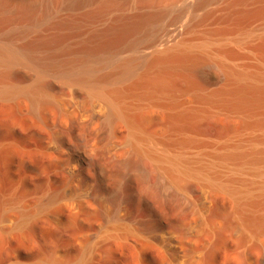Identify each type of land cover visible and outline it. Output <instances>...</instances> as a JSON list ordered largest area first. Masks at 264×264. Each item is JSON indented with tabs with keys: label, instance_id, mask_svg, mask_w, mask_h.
Returning <instances> with one entry per match:
<instances>
[{
	"label": "bare ground",
	"instance_id": "obj_1",
	"mask_svg": "<svg viewBox=\"0 0 264 264\" xmlns=\"http://www.w3.org/2000/svg\"><path fill=\"white\" fill-rule=\"evenodd\" d=\"M29 1L0 0V105L48 133L37 152L67 175L35 212L69 199L81 230L71 264H264V46L209 27L191 37L247 0H160L31 38L58 8L47 0L36 17ZM214 1L201 22H166ZM76 196L102 206H76ZM34 215L21 209L8 231Z\"/></svg>",
	"mask_w": 264,
	"mask_h": 264
},
{
	"label": "rangeland",
	"instance_id": "obj_2",
	"mask_svg": "<svg viewBox=\"0 0 264 264\" xmlns=\"http://www.w3.org/2000/svg\"><path fill=\"white\" fill-rule=\"evenodd\" d=\"M104 1H88L79 7L71 8L66 6L67 0H52V5L56 6L58 11L43 27L32 33L30 38L38 34L50 37L55 31L73 35L76 31H84L90 27L89 17L92 13L103 12L97 17L101 23L102 19L110 15L146 11L156 7L160 0H117L114 6L105 9ZM29 2L36 17H41L45 12L47 0ZM220 3L211 2L197 10L191 17L187 15L188 12L183 16L180 14L178 20L173 19V13L167 17L166 22L170 27L175 25L180 27L191 18L193 20L189 23L201 22L204 16L218 8ZM244 8H246L244 13L229 16L225 23L210 24L212 20H206L200 28L192 29L191 37L195 32L196 37L202 38V34L209 27L234 37L238 36L236 33H245L247 40L252 42L255 48L264 46V0H247V6ZM59 25L62 27L59 28ZM61 83L58 81L56 85L60 86ZM47 136V132L24 124L15 107L0 105V144L3 145H0V264H34L51 257L61 263L71 264L75 259L77 238L81 230L71 222L72 207L69 199H62L41 213L35 212L36 206L48 191L62 190L68 184L67 175L57 169L53 158L37 152ZM9 143L17 146L10 154L5 153ZM32 162L37 167L33 175L26 170L27 165ZM75 201L76 206H102L98 201H90L80 196H76ZM17 202L21 206L15 205ZM180 206H187V201H183ZM20 208L35 215L22 230L9 232L10 220L19 217ZM54 211L58 214V220L54 218ZM83 233L81 237L85 242L86 234ZM95 264H99V260Z\"/></svg>",
	"mask_w": 264,
	"mask_h": 264
}]
</instances>
